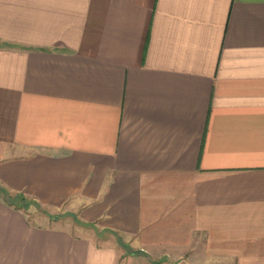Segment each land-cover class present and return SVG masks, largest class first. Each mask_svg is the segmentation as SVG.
<instances>
[{
  "label": "crops",
  "instance_id": "obj_1",
  "mask_svg": "<svg viewBox=\"0 0 264 264\" xmlns=\"http://www.w3.org/2000/svg\"><path fill=\"white\" fill-rule=\"evenodd\" d=\"M0 264H264V0H0Z\"/></svg>",
  "mask_w": 264,
  "mask_h": 264
},
{
  "label": "rangeland",
  "instance_id": "obj_2",
  "mask_svg": "<svg viewBox=\"0 0 264 264\" xmlns=\"http://www.w3.org/2000/svg\"><path fill=\"white\" fill-rule=\"evenodd\" d=\"M7 196V195H6ZM10 197V196H7ZM19 198H21V201L25 207H32V209H36V211H44V212H51L54 215H63L65 216L64 221H65V225L67 227H72L73 228V232H75L76 234H89L90 232L93 233V230L90 226H80L79 225V218L77 217V215L69 208H65V209H61L58 210L56 208H47L45 206H43L42 204H40L38 201H35L33 199L30 198H26L24 196H20ZM35 220H38V216H33L32 217Z\"/></svg>",
  "mask_w": 264,
  "mask_h": 264
}]
</instances>
